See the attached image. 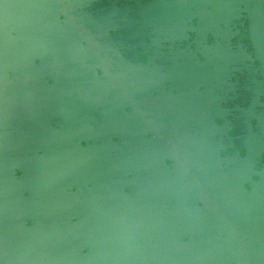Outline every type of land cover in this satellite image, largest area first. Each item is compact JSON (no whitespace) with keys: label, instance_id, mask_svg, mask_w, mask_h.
<instances>
[{"label":"water","instance_id":"95a60500","mask_svg":"<svg viewBox=\"0 0 264 264\" xmlns=\"http://www.w3.org/2000/svg\"><path fill=\"white\" fill-rule=\"evenodd\" d=\"M0 264H264V0H0Z\"/></svg>","mask_w":264,"mask_h":264},{"label":"clouds","instance_id":"9594fccd","mask_svg":"<svg viewBox=\"0 0 264 264\" xmlns=\"http://www.w3.org/2000/svg\"><path fill=\"white\" fill-rule=\"evenodd\" d=\"M242 151V150H241Z\"/></svg>","mask_w":264,"mask_h":264}]
</instances>
